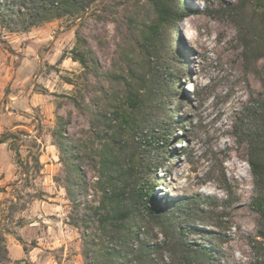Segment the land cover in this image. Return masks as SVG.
I'll list each match as a JSON object with an SVG mask.
<instances>
[{"label":"rangeland","instance_id":"rangeland-1","mask_svg":"<svg viewBox=\"0 0 264 264\" xmlns=\"http://www.w3.org/2000/svg\"><path fill=\"white\" fill-rule=\"evenodd\" d=\"M183 3L181 62L157 66L149 92L140 94L151 145L140 149L145 167L136 174L141 187L153 188L146 205L185 227L177 231L157 223L144 210L132 222L139 239L130 243L141 261L128 264H186L185 250L200 245L212 247L224 264H264L259 214L252 205L256 183L249 137L262 127L255 117L264 115V59L247 71L240 29L230 12L238 0ZM78 32L86 44L78 43ZM0 39L5 42L0 43V137L21 138L20 159L9 145L1 152L5 166L14 165L7 178L0 177V232L9 257L31 264H90L55 132L62 117L69 120L65 135L86 152L112 146V130L91 126L94 100L101 107L107 103L102 87L111 85L75 62L71 52L90 49L106 74L118 59L120 35L114 24L90 14L21 33L0 25ZM174 81L176 97L170 89ZM83 166L91 190L81 201L97 205L98 170L87 160ZM14 243L22 246L23 258L11 257Z\"/></svg>","mask_w":264,"mask_h":264},{"label":"trees","instance_id":"trees-1","mask_svg":"<svg viewBox=\"0 0 264 264\" xmlns=\"http://www.w3.org/2000/svg\"><path fill=\"white\" fill-rule=\"evenodd\" d=\"M230 12L240 29L245 67L247 71H253L252 65L264 59V0H238L230 7ZM251 12L253 15H249ZM90 14L98 21L114 24L120 35L118 59L113 70L106 74L101 73L100 64L90 49H73L71 52L75 62L81 63L95 78L104 76L106 83L111 85L108 90L102 87L107 103L101 107L100 102L94 100L91 126L98 128L104 124L112 130L114 134L109 139L112 146L86 152L79 141L65 135L69 120L62 117L60 130L55 132L59 137L57 146L66 157L67 190L85 229L84 254L89 263L140 262L141 253L132 252L130 243L139 239L135 231L137 224L132 225V222H138L144 210H148V215L157 223L177 231L185 227L175 225L174 220L165 218L166 214L146 205L150 203L153 188L141 187L136 172L145 167L140 149L144 144L151 145L145 134L149 133V127L142 116L140 94L143 90L149 92L150 80L157 77V66L181 62L177 48L178 28L187 14L183 0H0V25L10 33L28 32L57 19H81ZM77 36L78 43L86 44L79 32ZM0 43L5 42L0 39ZM174 85L176 81L170 89L176 97ZM255 119L261 121L262 127L249 136L250 164L256 183L252 205L259 214L257 237L263 240L257 243L264 250V115ZM20 139L15 133H5L0 137V145L9 143L20 159L17 148ZM86 160L98 170L99 177L94 186L97 195L100 194L97 205L81 201L91 190L83 166ZM82 205L83 213L80 214ZM143 249L142 243L140 250ZM187 249L186 264H224L210 246H188ZM24 250L27 252L26 248ZM190 253H194V257L188 256ZM0 264H31L27 260L12 261L2 232Z\"/></svg>","mask_w":264,"mask_h":264},{"label":"crops","instance_id":"crops-1","mask_svg":"<svg viewBox=\"0 0 264 264\" xmlns=\"http://www.w3.org/2000/svg\"><path fill=\"white\" fill-rule=\"evenodd\" d=\"M61 40H58L57 42H55V46H57V43L60 42ZM9 143H4V144H1L0 145V177H2L3 175L6 176V178L9 176V173L11 172L12 168H14V165H11L9 163L8 166H5L4 164V160L3 157H2V154L1 152L3 153L5 150H7L6 147H8ZM9 153V152H8ZM10 154H8V157H9ZM7 161V160H6ZM22 246L21 245H18L17 243H14V252L16 253V256L14 257L12 255V251L10 252L11 253V257H13L14 259H21L24 257V253H23V250L21 248Z\"/></svg>","mask_w":264,"mask_h":264},{"label":"bare ground","instance_id":"bare-ground-1","mask_svg":"<svg viewBox=\"0 0 264 264\" xmlns=\"http://www.w3.org/2000/svg\"><path fill=\"white\" fill-rule=\"evenodd\" d=\"M190 34V33H189ZM188 37H190V35L188 36ZM182 45V44H181Z\"/></svg>","mask_w":264,"mask_h":264}]
</instances>
